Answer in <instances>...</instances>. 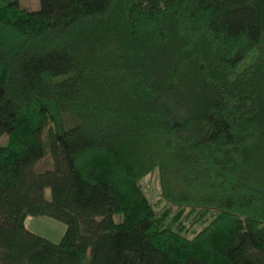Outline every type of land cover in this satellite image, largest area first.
Masks as SVG:
<instances>
[{
    "label": "trees",
    "instance_id": "trees-1",
    "mask_svg": "<svg viewBox=\"0 0 264 264\" xmlns=\"http://www.w3.org/2000/svg\"><path fill=\"white\" fill-rule=\"evenodd\" d=\"M39 1L0 0V264H264V0Z\"/></svg>",
    "mask_w": 264,
    "mask_h": 264
},
{
    "label": "rangeland",
    "instance_id": "rangeland-1",
    "mask_svg": "<svg viewBox=\"0 0 264 264\" xmlns=\"http://www.w3.org/2000/svg\"><path fill=\"white\" fill-rule=\"evenodd\" d=\"M22 7L28 9V10H34L39 8L40 6V1L39 0H19ZM252 57L248 58V61H251ZM245 63V62H244ZM244 64H242L243 66ZM7 143V139L6 137H2L0 138V144H6ZM48 164V161H40L37 164V167L39 169H42V167H44L45 165ZM142 184L145 188V190L147 191L150 199L152 202H155L157 200V198L160 195V179H159V173L157 169H154L150 174H148L147 176L144 177V179L142 180ZM46 197H50V190L46 189ZM45 219H47V222L45 224H37L36 229H40V231H42L44 234L47 233L49 235V237H51L52 239H54V241H57L61 238V236L63 235V233L65 232L66 229V224L60 220H57L53 217H45ZM33 220V219H32ZM32 220L29 221V225L30 223H32ZM39 220V219H36Z\"/></svg>",
    "mask_w": 264,
    "mask_h": 264
},
{
    "label": "crops",
    "instance_id": "crops-1",
    "mask_svg": "<svg viewBox=\"0 0 264 264\" xmlns=\"http://www.w3.org/2000/svg\"><path fill=\"white\" fill-rule=\"evenodd\" d=\"M45 217H47V216H39V217H32V216H29V217H27V219H26V221H25L26 227H27L29 230H31V231H33V232H35V233H37V234L43 235V236L47 237L48 239L54 241V239H52L51 237H49V235H48L47 233L44 234L42 231H40V229H36L37 224H39V223H41V224H45V223L47 222V219H45ZM32 219H33V220H32ZM36 219H39V220H36ZM31 220H32V223H30V225H29L28 223H29V221H31ZM63 234H64V233H63ZM62 236H63V235H62ZM62 236H61V238H62ZM61 238H60V239H61ZM60 239L57 240V241H54V242H58V241H60Z\"/></svg>",
    "mask_w": 264,
    "mask_h": 264
}]
</instances>
